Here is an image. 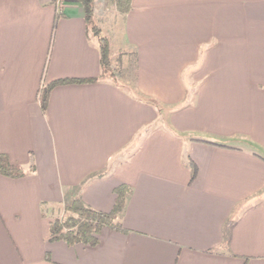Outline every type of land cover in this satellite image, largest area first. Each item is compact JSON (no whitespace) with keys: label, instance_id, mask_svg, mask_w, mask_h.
Returning <instances> with one entry per match:
<instances>
[{"label":"crops","instance_id":"1","mask_svg":"<svg viewBox=\"0 0 264 264\" xmlns=\"http://www.w3.org/2000/svg\"><path fill=\"white\" fill-rule=\"evenodd\" d=\"M116 14L95 20L131 89L100 77L79 3L0 0V154L24 173L0 175V264H264V0ZM70 78L97 80L55 86L43 112L41 86ZM121 185V230L48 239L66 201L109 212Z\"/></svg>","mask_w":264,"mask_h":264},{"label":"trees","instance_id":"2","mask_svg":"<svg viewBox=\"0 0 264 264\" xmlns=\"http://www.w3.org/2000/svg\"><path fill=\"white\" fill-rule=\"evenodd\" d=\"M57 0H51V3L56 5ZM65 1V0H61ZM75 1L81 5L84 11V20L87 25L88 33L96 38L99 51V64L101 67L100 77L113 78V72L111 70L110 52L108 39L101 35L100 29L97 26L95 20V0H69ZM107 4L114 5L117 11L121 14L129 11L131 7V0H104ZM57 18V16H56ZM119 55H123L120 53ZM117 61H121L120 56ZM97 79H61L46 85L41 86L38 92V100L40 108L43 112L47 109L49 95L52 89L61 84L70 83H84L94 82ZM137 97V96H136ZM138 100L145 103L155 105L154 101L143 100L137 97ZM187 166L190 169V181H192L196 175L195 164L188 159ZM24 173L21 166L12 164L7 155L0 154V175L5 177L16 178L22 176ZM115 203L113 209L109 212H102L95 210L81 202L78 197L72 198L66 201L62 207V213L55 215L49 219L48 224V239L50 241H63L68 245L84 244L94 246L98 243V235L105 227L115 230H121V225L117 221L118 215L123 210L126 199L130 193V188L125 185H121L114 190Z\"/></svg>","mask_w":264,"mask_h":264},{"label":"rangeland","instance_id":"3","mask_svg":"<svg viewBox=\"0 0 264 264\" xmlns=\"http://www.w3.org/2000/svg\"><path fill=\"white\" fill-rule=\"evenodd\" d=\"M61 3H62V1L58 0V2L56 3V6H60ZM94 8H95V14H96V16H98V18L100 20H102L104 18L105 20L111 21L117 17V14H116L117 8L114 5L107 4L104 0H95ZM105 30H106L107 35H110L112 33L111 32L112 30L108 27H105ZM100 34L103 35L102 33H100ZM119 54L120 53L116 52V55H114L113 57L111 55L112 58H110L111 70H112L113 76H114V79L112 78L111 81L115 82L118 85H122L126 89H129V88L131 89L130 86H131L132 76H133L132 75L133 74V59L131 58V59L125 60L124 59L125 57L123 58L122 57L123 55H119ZM119 56L121 58V61H117L118 60L117 58ZM130 60H131V63L129 64L130 68L127 69V65H128V62ZM191 78H192L191 74L188 73L186 75L185 80L190 82ZM191 86H192L193 90L187 91V93L189 95L195 93L197 84L194 83V84H191ZM165 110L169 111L170 108L166 107ZM61 213L62 212H58V213L55 212L54 215H60Z\"/></svg>","mask_w":264,"mask_h":264},{"label":"built area","instance_id":"4","mask_svg":"<svg viewBox=\"0 0 264 264\" xmlns=\"http://www.w3.org/2000/svg\"><path fill=\"white\" fill-rule=\"evenodd\" d=\"M58 2V0L56 1V3Z\"/></svg>","mask_w":264,"mask_h":264}]
</instances>
